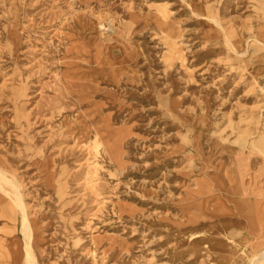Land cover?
I'll list each match as a JSON object with an SVG mask.
<instances>
[{
  "label": "rangeland",
  "instance_id": "rangeland-1",
  "mask_svg": "<svg viewBox=\"0 0 264 264\" xmlns=\"http://www.w3.org/2000/svg\"><path fill=\"white\" fill-rule=\"evenodd\" d=\"M239 161L264 170V0H0V264H245Z\"/></svg>",
  "mask_w": 264,
  "mask_h": 264
},
{
  "label": "bare ground",
  "instance_id": "bare-ground-1",
  "mask_svg": "<svg viewBox=\"0 0 264 264\" xmlns=\"http://www.w3.org/2000/svg\"><path fill=\"white\" fill-rule=\"evenodd\" d=\"M110 28H106L104 24H100V28L98 30L95 29L96 34L103 35V33ZM245 52H239L238 50H234V54L236 57H231L230 54H226L224 61L231 62L232 60L238 59L241 55H244ZM226 75V79L219 83L220 86L226 87L229 85L227 79L232 77L231 69H228ZM228 77V78H227ZM93 146L94 151H99V146L95 143ZM88 151V150H87ZM89 152V151H88ZM264 165V163H263ZM0 177L3 180L4 176L0 172ZM4 182V181H3ZM238 187L242 189L243 201L248 208V219H249V228L245 230L243 235L242 242H245L248 245L247 251L245 252V259H248L245 264H264V170L256 171L255 174H251L248 172L246 165L242 164L240 161L236 164L235 168V181ZM211 182L208 178H200L197 181V195L204 197L203 199L207 200L209 197L213 195L216 198V203L213 209L211 210L210 217H219L224 214L230 212V208L224 204L221 199V193L211 194L212 186ZM0 192L6 193V191L2 188V182L0 181ZM204 202V201H201ZM203 209V208H202ZM200 212L204 213L205 209ZM24 241L34 236V229L32 227L31 222L27 219L22 220V230ZM17 243V242H16ZM15 242L9 246L11 259L14 264L20 263V258L23 257L25 264H32L30 252L27 244H24L20 249L17 248V244ZM207 260L211 261V264H216L212 260V256L207 254ZM246 261V260H245ZM221 264V263H217ZM240 264H243V262Z\"/></svg>",
  "mask_w": 264,
  "mask_h": 264
}]
</instances>
